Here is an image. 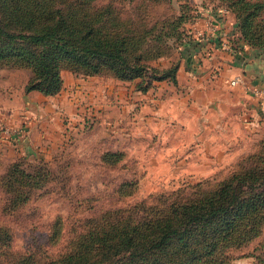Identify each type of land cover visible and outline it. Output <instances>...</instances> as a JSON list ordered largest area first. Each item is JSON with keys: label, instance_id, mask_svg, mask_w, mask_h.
<instances>
[{"label": "rangeland", "instance_id": "rangeland-1", "mask_svg": "<svg viewBox=\"0 0 264 264\" xmlns=\"http://www.w3.org/2000/svg\"><path fill=\"white\" fill-rule=\"evenodd\" d=\"M92 4L115 8L133 33L147 31L141 49L144 62L157 70L175 66V81L147 84L141 78L119 80L108 73L62 69L60 90L44 96L23 91L30 76L27 69L0 66V106L6 108L0 112L7 118L16 116L13 125L22 121L27 125L26 134L17 139L20 143L0 146V175L13 163L40 165L50 172L43 186L15 209L4 208L9 193L0 187V223L11 231V248L19 252L61 248L76 220L100 211L191 192L196 184L211 186L264 137L217 129L208 91L198 99L188 97L196 67L183 57V40L177 38V30H170L169 22L181 11L190 14L199 7L224 10L225 1L94 0ZM227 14L234 22L235 14ZM260 16L264 19V9ZM249 48L264 53V46ZM105 153H115L118 159L106 163ZM122 182L131 183V192L117 199L115 190ZM57 217L60 235L49 241ZM229 256L228 264H262V229L259 237Z\"/></svg>", "mask_w": 264, "mask_h": 264}, {"label": "trees", "instance_id": "trees-1", "mask_svg": "<svg viewBox=\"0 0 264 264\" xmlns=\"http://www.w3.org/2000/svg\"><path fill=\"white\" fill-rule=\"evenodd\" d=\"M93 1L0 0V66L27 69L23 91L44 96L60 90L62 69L147 84L175 81V66L157 70L144 62L147 31L133 33L115 8ZM222 1L225 12L235 14L237 34L230 41L263 47L264 3ZM195 15L181 11L169 22L179 41L188 37ZM117 159L102 155L106 163ZM49 173L40 165L13 163L0 175V187L9 193L4 208L25 203ZM115 192L117 199L128 196L131 183H120ZM76 222L61 248L44 253L13 250L11 231L0 223V264H228L229 252L259 237L264 225V137L211 186L196 184L191 192L158 195ZM60 230L57 217L48 240L56 241Z\"/></svg>", "mask_w": 264, "mask_h": 264}, {"label": "crops", "instance_id": "crops-1", "mask_svg": "<svg viewBox=\"0 0 264 264\" xmlns=\"http://www.w3.org/2000/svg\"><path fill=\"white\" fill-rule=\"evenodd\" d=\"M207 17L212 18L215 28L212 35H208L205 26ZM188 28L191 34L183 40L181 47L184 48L183 57L188 63L195 64L197 73L196 79L189 85L188 97L198 99L208 91L211 113L216 120L213 125L217 129H231L234 135L242 131L251 137L264 136V105L252 100L240 85L231 86L228 83L231 78L239 76L250 85H264V53L240 42L232 43L230 38L237 34L234 22L227 13L218 10L199 7L197 17L191 25H187ZM192 31H199L204 36L199 39ZM4 107L0 106L5 111ZM8 117L5 112H0V124L17 126L13 125L17 122L16 116ZM17 139V135H4L0 131V146L20 143Z\"/></svg>", "mask_w": 264, "mask_h": 264}, {"label": "built area", "instance_id": "built-area-1", "mask_svg": "<svg viewBox=\"0 0 264 264\" xmlns=\"http://www.w3.org/2000/svg\"><path fill=\"white\" fill-rule=\"evenodd\" d=\"M218 11L226 13L225 10H218ZM197 14H198V10L196 11L195 18L197 17ZM211 19H212L211 17H207L204 21L208 35L209 34L212 35L215 32V28H214V25H213ZM193 21L188 25H191L193 23ZM192 33L195 37H197L199 39H201L202 36H204L199 31H196V32L192 31ZM187 34H188V36L191 34V31L189 30V28H188ZM228 83L231 86L240 85L252 100H254L256 103H258L260 105H264V85H250V84L246 83L239 76H235V77L231 78ZM26 128H27V125H25L24 121H22V123L16 127H11L9 125L0 124V131L4 135H13V136L17 135L18 137L24 136L26 134V131H27Z\"/></svg>", "mask_w": 264, "mask_h": 264}]
</instances>
